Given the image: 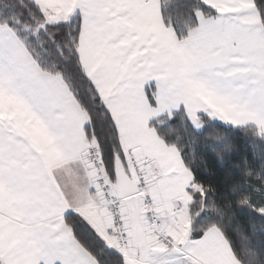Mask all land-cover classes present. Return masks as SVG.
Returning a JSON list of instances; mask_svg holds the SVG:
<instances>
[{
  "label": "crops",
  "instance_id": "0c3cea01",
  "mask_svg": "<svg viewBox=\"0 0 264 264\" xmlns=\"http://www.w3.org/2000/svg\"><path fill=\"white\" fill-rule=\"evenodd\" d=\"M47 10L49 22L67 20L78 15L80 20L78 53L80 61L95 90L105 102L114 121L121 145L127 176L136 184L130 163L132 158L142 172L143 189L151 198L152 207L161 221L160 232L183 245L189 241L190 188L185 185L187 172L172 145L157 135L151 122L161 112L176 105L196 114L207 107L224 112L229 108L209 94L193 89L186 91L172 79V68L208 54L214 44L231 51L233 64L244 66L264 62V34L256 24L226 25L209 42L208 33L215 21L198 16L197 24L184 38L161 21L160 0H35ZM231 2V0H229ZM240 5L247 0H236ZM220 6V13H235L224 7L225 0H208ZM151 96L155 103H151ZM199 119V117H198ZM55 121V124L53 123ZM86 112L62 77L43 71L14 31L0 24V129L13 148L30 146L43 155V165L54 203L53 212L71 207L100 235L106 245L119 252L125 264H142L144 248L153 239L154 231L143 217L142 197L128 196L119 202V217L128 236V245H119L112 227V215L96 183L95 169L87 153L94 139L85 137ZM64 129L83 152L72 157ZM3 146L0 145V151ZM128 152L132 154L130 158ZM188 190H185V188ZM17 199L0 180V248L11 235L16 217L12 206ZM192 259H209L225 264L227 250L219 235L204 243L190 241ZM15 243L12 240L8 246ZM72 258L78 264H95L68 234ZM2 254V252H0ZM179 256V254H175ZM161 257H156L159 261ZM172 264L179 259L165 255Z\"/></svg>",
  "mask_w": 264,
  "mask_h": 264
},
{
  "label": "snow or ice",
  "instance_id": "6c2138e0",
  "mask_svg": "<svg viewBox=\"0 0 264 264\" xmlns=\"http://www.w3.org/2000/svg\"><path fill=\"white\" fill-rule=\"evenodd\" d=\"M159 6L161 21L165 18V8L169 14V22L173 18L180 22L186 17L190 21H196L198 16L209 14V18L215 21L214 28L208 33L210 43L226 25L243 26L254 23L261 34H264V0H247L244 5H240L236 0H225L223 6L238 9L235 13H220V6L209 4L208 0H166L165 4ZM20 7L23 15L27 9L24 5ZM13 23V19L0 16V24L12 27ZM175 30L173 26V31ZM240 47L238 44L235 49L226 50L223 46L214 44L213 50L208 54L171 70L172 79L186 91H202L216 98L222 105H228V109L217 112L201 107L194 115L188 109L176 105L166 113H158L160 116L166 114V120L160 121L159 126L178 129L180 134L172 146L187 172L185 185H195L197 190L202 188V185L197 182L196 169L192 163L185 160L184 148L178 142L183 137H200L208 124L230 129V140L222 137H217V140L224 144L227 154L235 158L233 166L242 169L245 178L252 182V191L246 193L239 203L242 208L251 209L259 220H248L236 213L230 219L240 242L238 248L216 223H211L199 231H191L190 240L185 241L183 245L168 239L167 235L153 239L144 248L142 264H172V261L163 259L165 255L172 256L173 260L179 259L181 264H214L209 259H192L187 253L189 248L195 246L190 241L204 243L207 238L217 234L227 250L225 264H264V62L244 66L233 64L229 55L231 51H239ZM147 98L151 103H155L151 96ZM53 123L55 124V121ZM87 126L84 125L85 128ZM249 129L251 136L247 134ZM58 131L67 142L72 157L83 154L68 131ZM236 141H250V151L241 153L239 143L233 147ZM0 145L3 146L0 151V180L5 181L6 187L17 197L12 204L16 209V217L13 224L9 225L12 228L11 235L4 242V247L0 248V264H78V261L72 258L73 249L68 243L69 233L71 239L95 260V264H100L103 253H97L96 249L103 241L91 225L71 207L52 211L50 205L54 201L51 192L54 189L48 181L43 155L28 145L13 149L4 139L2 129ZM210 153L221 162L224 161L225 157L216 151L215 145L209 148L205 143L201 154L207 157ZM103 159L104 154L101 152V160ZM253 194L256 195V200L253 199ZM203 204L201 211L209 210L208 201L204 200ZM12 240H15V243L8 246ZM104 249L109 250L106 245ZM177 253L179 256L175 255ZM156 257L162 259L157 261Z\"/></svg>",
  "mask_w": 264,
  "mask_h": 264
},
{
  "label": "trees",
  "instance_id": "16d2710c",
  "mask_svg": "<svg viewBox=\"0 0 264 264\" xmlns=\"http://www.w3.org/2000/svg\"><path fill=\"white\" fill-rule=\"evenodd\" d=\"M165 3L166 0H160L161 5ZM20 5H24L27 9L23 15H21ZM164 15V22L172 28L175 26V32L179 38H184L197 24V20L190 21L187 17L180 22L174 18L169 22L166 8ZM204 15L209 16L207 13ZM0 16L14 20L10 28L38 66L45 72L62 77L66 82L80 107L87 114L86 133L88 137L94 139L100 156L103 152L104 169L105 167L106 170L108 169L109 179L114 182L116 159H119L121 164L123 162L119 135L104 100L95 90L80 61L78 15H72L60 22H49L47 10L35 0H0ZM89 117H91V122H89ZM162 120H166V115L151 122V126L168 144L173 145L180 133L178 129L173 130L171 127L161 128L159 125ZM243 134L242 132L241 135ZM247 134L251 136V129ZM231 136L230 129L217 124H208L200 137L191 139L183 137L178 143L184 148L185 160L192 163L196 169L197 182L202 185L199 190L189 189L192 196L188 211L191 231H199L207 228L211 223H216L224 229L233 245L238 248L240 242L230 219L235 213L243 215L248 220L258 221L259 218L251 209L242 208L239 203L246 193L252 191V182L245 178L242 169L233 166L235 158L230 157L224 150V144L217 140V137L230 140ZM205 143L209 148L215 145L216 151L225 157L224 161L221 162L211 153L207 157L202 155ZM236 143L240 144L241 153L250 151V141H236L233 144L234 148ZM256 198L253 194V199L256 200ZM204 200L208 201L209 210L201 211L204 208ZM69 221L72 222L71 218ZM101 240L103 244L96 249L97 253L101 251L103 253L100 264H125L122 255L108 247L102 238ZM105 245L109 250L104 249Z\"/></svg>",
  "mask_w": 264,
  "mask_h": 264
},
{
  "label": "built area",
  "instance_id": "2783aa9c",
  "mask_svg": "<svg viewBox=\"0 0 264 264\" xmlns=\"http://www.w3.org/2000/svg\"><path fill=\"white\" fill-rule=\"evenodd\" d=\"M128 156L131 158L132 154L128 152ZM87 157L89 162L92 164L93 168L96 170L95 172L96 183L98 184L103 199L112 215V219H113L112 227L117 232L119 245L122 248H125L128 245V236L123 230V223L119 217V198L117 197V195H114L111 191L112 186L109 183L107 177L105 176L101 156L95 147L93 146L89 147ZM130 163L136 177V183L138 188L137 194H139L142 197L144 220L147 222L149 227L154 231L155 235L157 236V239L162 238L165 235L160 232L161 221L159 220L156 212L152 207L151 198L145 193L143 189L144 182L141 177V172L132 158L130 159ZM168 239H172V238L168 236Z\"/></svg>",
  "mask_w": 264,
  "mask_h": 264
},
{
  "label": "water",
  "instance_id": "95a60500",
  "mask_svg": "<svg viewBox=\"0 0 264 264\" xmlns=\"http://www.w3.org/2000/svg\"><path fill=\"white\" fill-rule=\"evenodd\" d=\"M114 187L120 199L137 193L135 183L127 176L119 159H116L114 167Z\"/></svg>",
  "mask_w": 264,
  "mask_h": 264
},
{
  "label": "rangeland",
  "instance_id": "374dc122",
  "mask_svg": "<svg viewBox=\"0 0 264 264\" xmlns=\"http://www.w3.org/2000/svg\"><path fill=\"white\" fill-rule=\"evenodd\" d=\"M92 139V138H91ZM94 147L96 148V150L97 151H99V149L97 148V146L96 145H94ZM102 165H103V170L104 171H106V174H107V176L109 177V173H108V169L106 170V167H105V169H104V164H103V162H102ZM122 165H124V162H122ZM95 172H96V170H95ZM140 172H141V170H140ZM141 175H142V172H141ZM96 178V177H95ZM111 191H112V193L114 194V195H117V192H116V190H115V188L113 187L112 189H111ZM133 196H135V195H133ZM140 196V195H139ZM121 200V199H120ZM120 200H119V202H120Z\"/></svg>",
  "mask_w": 264,
  "mask_h": 264
}]
</instances>
